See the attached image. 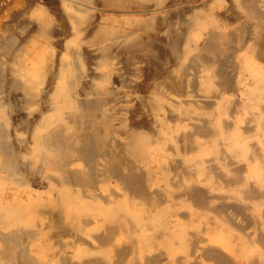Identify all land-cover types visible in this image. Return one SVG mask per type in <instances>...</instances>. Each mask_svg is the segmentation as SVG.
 <instances>
[{
	"label": "bare ground",
	"instance_id": "6f19581e",
	"mask_svg": "<svg viewBox=\"0 0 264 264\" xmlns=\"http://www.w3.org/2000/svg\"><path fill=\"white\" fill-rule=\"evenodd\" d=\"M129 1L61 0L64 12L59 16L64 14L65 21L56 33L57 19L52 22L38 12L0 21V171L8 177L0 178V264H163L164 253L172 255V264H264V66L256 61L264 57V0H236L244 25L235 29L228 21L220 22V15L215 19V10L203 14L195 9L189 10L191 16L185 11L190 18L179 24L185 31L167 26L161 34L149 32L153 17H123L146 12L133 10ZM93 4L101 7V15H90L99 18L90 23L86 14ZM122 24L134 27L124 30ZM244 33L249 37L234 55L232 43H240ZM200 35L203 43L193 49L187 41ZM158 37L176 62L177 74L163 71L149 78L157 82L132 85L135 80L121 70H129L130 77L140 73L156 57L154 48L162 44L153 45ZM189 68L202 72L192 81L207 88L201 94L219 89L203 107L200 98H185L190 97L184 92ZM227 68L240 73L243 98L235 105L246 117L251 115L249 120L221 92L232 89ZM157 83L177 99L163 101ZM119 85L130 87L133 96L127 91L131 98L126 100ZM122 98L136 101L138 109L118 107ZM164 102L172 126L157 112ZM35 106L39 108L30 117ZM143 109L152 114L147 120ZM126 113L138 122L128 123ZM213 114L218 118L212 122ZM157 174L166 188L161 197L152 190ZM110 179L120 192L108 188ZM8 183L14 186L12 193L7 192ZM25 183L31 189L19 193ZM203 183L223 193L220 200L230 199L229 204L215 203L217 197L199 188ZM165 197L211 213L216 225L230 230L239 225L235 221L233 226L230 210L245 217L253 213L248 222L253 235L243 232L246 222L236 229L235 238L213 231L217 235L211 240L237 255L238 262L208 243L204 219L192 221L195 213L188 208L186 214H172ZM51 238L56 246L46 242ZM86 238L96 242L93 251L85 248L91 244ZM70 248L75 249V263Z\"/></svg>",
	"mask_w": 264,
	"mask_h": 264
},
{
	"label": "rangeland",
	"instance_id": "374dc122",
	"mask_svg": "<svg viewBox=\"0 0 264 264\" xmlns=\"http://www.w3.org/2000/svg\"><path fill=\"white\" fill-rule=\"evenodd\" d=\"M131 1L132 0H130L129 1V3H128V5L130 6V7H132V9L133 10H140L139 8H141V9H145L146 10V12H144L143 14H139V16H138V14H128V15H124L123 17H130V18H132V16H133V18H135V17H141V18H143L144 16L145 17H149L150 16V18H152V19H150L151 21V23L150 22H148L147 20H149V18H147V19H145V21L146 22H148V24H149V26H150V33L151 34H154V33H156V31H157V33H159L160 32V34L162 33V31L164 30H167V29H170L169 27H175V29L176 30H180V31H182L184 28H183V26H182V24L181 25H179L183 20H186L187 18H190V16L192 15V13L189 11V10H195L196 9V11H199V10H201L200 12H202L203 14H205V13H208V12H205V11H211L210 13L212 14V9L213 10H215L213 13V17H215V19H217V17L219 16V18L218 19H220L221 21L220 22H227L228 21V23L230 24L229 26H230V28L232 27V29H235L236 27H241V26H243L244 25V21H243V19L244 18H242L240 15H239V13L241 12L240 11V8H239V6H238V4H237V2H236V0H214V1H210V0H204V1H202V0H162L161 1V3L157 0V3H156V0H155V2H154V0L153 1H151L150 0V2H149V0H135V2L134 1H132V4H131ZM137 1V2H136ZM144 1H145V3H144ZM148 1V2H147ZM187 1H188V3H187ZM58 2L59 3H57V0H0V21H2L3 23L5 22L6 23V21L9 23L10 22V20L13 22V17L15 18L17 15H18V13H22V12H25V13H27V12H29V13H27V14H30V12L32 13V14H36L35 12H38V13H41V14H43L44 16H46V15H48L49 16V18H48V16H46V18H48V19H50L51 20V18L53 19V20H51L52 22L54 21V20H56L55 22L57 23L56 25L57 26H55L54 28H55V33H56V31H58L59 30V28H61V26L63 25V24H61L62 22L64 23V19H65V17L63 16L64 14H62V16H59V15H61V13L62 12H64V10L62 11V9H61V7H62V5H60V4H62L61 3V0H58ZM159 2V3H158ZM164 2V3H163ZM180 2H182V3H180ZM183 2H185V3H183ZM205 2H207V3H205ZM148 3V4H147ZM149 3L150 4H152V5H149ZM163 3V4H162ZM178 5V6H180V7H178L176 4ZM179 3V4H178ZM202 3V4H201ZM236 3V4H235ZM98 4V3H97ZM133 4H137V6L136 7H134L133 8V6H135V5H133ZM138 4H139V6H138ZM143 4H146V5H143ZM159 4H162V5H159ZM59 5V6H58ZM94 5V9L93 10H89V12L87 13V10H85V12L87 13L86 14V19L88 20V18H89V20H92V21H87V22H92V23H95L94 22V20L95 21H97V20H99V18L98 17H95V16H100L101 15V12H100V9L99 8H101V7H97V5L96 4H93ZM155 5H157V6H155ZM192 5V6H191ZM203 5H207L206 7L205 6H203ZM143 8H142V7ZM152 8H151V7ZM171 6V7H170ZM173 6V7H172ZM176 6V7H175ZM195 6V7H194ZM210 6V7H209ZM147 7H150V8H147ZM167 7V8H166ZM169 7H170V9H169ZM187 9H186V8ZM189 7V8H188ZM201 7L203 8L204 7V9H201ZM155 8H157L156 10H154ZM161 8V9H160ZM164 9V11H163V9ZM184 8H185V10H184ZM194 8V9H193ZM262 8V10H264V7H261ZM208 9V10H207ZM210 9V10H209ZM60 10V11H59ZM149 10V11H148ZM152 10V11H151ZM175 10V11H174ZM182 10H184L183 12H182ZM238 10H239V12H238ZM33 11V12H32ZM188 13V15H190V16H188L187 15V13ZM17 12V13H16ZM61 12V13H60ZM91 12V13H90ZM92 12H93V14H92ZM238 12V13H237ZM12 13V14H11ZM46 13V14H45ZM173 13V14H172ZM17 14V15H16ZM96 14V15H95ZM156 15L155 17L154 16H151V15ZM163 14V15H162ZM165 14H166V16H165ZM184 14V15H183ZM216 14V16H214ZM234 14V15H233ZM88 15L90 16V15H95V16H93L94 17V19L93 18H91V16L90 17H88ZM162 15V16H161ZM236 15H239L238 17L236 16ZM119 16V15H118ZM135 16V17H134ZM165 16V17H164ZM170 16V17H169ZM172 16V17H171ZM178 16H180V17H178ZM183 18H182V17ZM185 16V17H184ZM234 16H235V18L237 19V20H235V18H234ZM9 17V18H8ZM33 17V16H32ZM61 17V18H60ZM62 17H63V19H62ZM119 17H121V16H119ZM161 19H160V18ZM176 17V19H174ZM228 17V18H227ZM55 18V19H54ZM98 18V19H97ZM158 18V19H157ZM167 18V19H166ZM221 18H223V19H221ZM238 18H239V21H238ZM33 18H31V20H32ZM166 19V20H165ZM174 19V20H173ZM30 20V21H31ZM63 20V21H62ZM152 20H153V22H152ZM159 20V21H158ZM182 20V21H181ZM158 21V22H157ZM163 21V22H162ZM168 21V24L166 23ZM175 21H177V22H175ZM218 22H219V20H217ZM240 21H241V24H240ZM162 23V24H161ZM170 23V24H169ZM173 23V24H172ZM176 23V24H175ZM52 24H55V23H52ZM240 24V25H239ZM131 24H127V26H130ZM159 25V26H158ZM166 25V26H165ZM176 25V26H175ZM178 25V26H177ZM52 26H54V25H52ZM126 26V24H125V26L122 24V25H119V28H122V29H124V30H129V28H132L133 29V27H134V25L132 26V27H127ZM163 26L165 27L164 29H163ZM167 26H169V27H167ZM57 27H59V28H57ZM157 29H156V28ZM172 27H171V29H172ZM179 27H181V28H179ZM156 29V30H155ZM159 29H160V31H159ZM182 29V30H181ZM154 30H155V32H154ZM183 31H185V29L183 30ZM22 31L20 30L19 31V33H21ZM18 33V34H19ZM22 33H24V32H22ZM25 34V33H24ZM188 34V33H187ZM202 34H203V32H202ZM247 36L249 37V34L248 33H244V35H243V37L244 38H242L241 39V42L239 43V41L238 40H236L234 43H232V45L236 48V50L233 48V46H231L233 49H232V51L233 50H235V51H233V53L234 52H238V49H240L239 47H238V45L239 46H241L240 44H242L243 42H244V40H245V37L247 38ZM161 39V40H160ZM200 39V40H199ZM203 39H204V36L203 35H200V37H198V38H196V40L195 39H192L191 41L189 40V41H187L188 42V44L194 49L196 46L195 45H201L202 43H203ZM244 39V40H243ZM186 40H188V39H186ZM202 40V41H201ZM197 41V42H196ZM243 41V42H242ZM193 42V43H192ZM156 43V44H155ZM153 45L154 46H156V45H158V44H160V43H162V44H160V45H158V46H156L155 48H154V46H153V48H154V52H155V54H156V57H153L152 59H150V62H149V64L148 65H145V64H143V65H145V66H143L142 65V67H141V70H142V72H141V70H140V73H136V74H134V75H131V77H130V74H129V70L127 71V70H124V71H122L121 70V73L123 74V76H125L126 78H128V79H131V81H134L135 80V82L132 84V85H134L136 82L137 83H140V84H150V83H153V81L154 82H157V81H155L153 78V76H155L156 77V75H164V73L165 74H173V75H176L177 73V68L175 67L176 66V62L175 61H173L172 60V58H170V55L168 54V53H166V51L164 52V50H165V47H164V44H165V41H164V39L163 38H159L158 37V40H156V42H155ZM196 43V44H195ZM194 45V46H193ZM159 48V49H158ZM164 49V50H163ZM159 52V53H158ZM164 52V53H163ZM194 52H196V51H194ZM162 53V54H161ZM159 55V56H158ZM234 55H235V53H234ZM155 56V55H154ZM158 57V58H157ZM160 57V58H159ZM166 57L168 58L167 60L169 61V63H168V61L166 60ZM157 59H159L158 61H156ZM162 59V60H161ZM170 59V60H169ZM262 59V60H261ZM161 60V61H160ZM260 60V61H259ZM154 63H153V62ZM160 61V62H159ZM165 61H167V62H165ZM254 61H255V59H254ZM256 61H258V62H260L263 66H264V57H259V59H256ZM159 62V63H158ZM172 62V63H171ZM263 62V63H262ZM153 64V65H152ZM155 64V65H154ZM158 64V65H157ZM162 65H166V66H162ZM157 66H158V69H157ZM172 66H174V69L172 70L171 69V67ZM145 67V68H144ZM163 68V70H162V68ZM165 68H166V70H165ZM169 68V71H167V69ZM173 68V67H172ZM195 68V67H194ZM194 68H193V70H190L191 68H189L188 69V71H187V73H188V75H190V76H186V80H187V82H186V87L184 88L185 89V91L184 92H186V94L185 95H190V97L188 96V97H185V98H187V99H198L199 100V98H200V100L199 101H201V102H198V100H197V102H198V104L200 105V103H201V105L200 106H202L203 104H204V101H208V99H211V98H209L210 96V94H212L213 93V95H216V90L217 89H213L212 91H215V92H212L211 90H210V93H209V95L207 96L205 93H206V91L207 90H205V89H207L206 87H204V86H201L200 84H197L196 83V85H195V83H192V81L194 80L195 81V76L196 75H198V76H200V74L202 75V72L200 73V72H195V70H196V68H198V67H196L195 68V70H194ZM149 69V70H148ZM170 69H171V71H170ZM228 69V74H229V72H232V74H230L229 76H230V78L232 79V89L231 90H229L230 91V93L229 92H226L225 90H221V92H222V94L224 95V97L225 96H227L226 98L228 99V101H229V106H231L232 105V102H234L233 103V108H235V112L237 111V108H238V111L236 112V113H238V115H244L243 117L244 118H248V120L251 118V115H249L250 116V118L249 117H246L247 115H245V114H243V112L241 113V111H242V108H239V107H236L237 105H235L236 103H237V100H238V102H240V100L243 98V97H240V96H242L241 95V93L239 92V89H241V86L238 84V82H239V79H240V73L237 71V70H234L233 68H227ZM229 69H231V70H229ZM146 70V71H145ZM159 72H158V71ZM175 70V71H174ZM198 70H200V68H198ZM198 70H196V71H198ZM152 71V72H151ZM156 71V72H155ZM163 71H165L163 74L161 73V72H163ZM166 71L168 72V73H166ZM172 71H174V72H172ZM127 72V73H126ZM144 72H146V73H144ZM158 72V73H157ZM198 73H200V74H198ZM127 74H129V75H127ZM196 74V75H195ZM148 75V76H147ZM194 75V76H193ZM231 75H232V77H231ZM239 77H237V76ZM135 76V77H134ZM146 76V77H145ZM191 76H193L192 78L193 79H191ZM151 77H153L152 78V80H150L151 79ZM197 77V76H196ZM201 77V76H200ZM200 77H197L196 78V80L197 79H199ZM142 78H144V79H142ZM150 78V79H149ZM236 78V80H234ZM238 78V79H237ZM111 81H113V75L111 76ZM142 82V83H141ZM192 84H191V83ZM237 82V83H236ZM188 83V84H187ZM160 83H157V87H158V85H159ZM194 84V85H193ZM237 85V86H234V85ZM43 85V84H42ZM41 85V86H42ZM193 85V86H192ZM125 86V85H124ZM124 86H121V85H119L118 87H117V89H118V91L121 93V95H123V97L124 98H126V100H128V97H129V91H130V94H131V91H132V89H130V87H126L125 89H124ZM190 86V87H189ZM196 86V87H195ZM42 87H44V85L42 86ZM164 86L161 84V90H160V88L158 89L157 88V90L159 91L160 90V92L159 93H161V94H159V95H163V97H162V100L164 101L165 100V102H167V103H170L171 101H174V99L176 100L177 99V97L175 96L176 94L175 93H173V91H170V90H168L169 91V93L170 94H168V95H166V96H168V98L167 97H164V95L165 94H167V89L166 88H163ZM195 87V88H194ZM234 87V88H233ZM236 87V88H235ZM128 88V89H127ZM191 88H194V90L193 89H191ZM124 89V90H123ZM130 89V90H129ZM163 89H166V90H163ZM191 89V91H189ZM196 89V90H195ZM234 89V90H233ZM187 90V91H186ZM205 90V91H204ZM219 90V89H218ZM217 90V91H218ZM122 91V92H121ZM128 91V92H127ZM157 91V92H158ZM163 93H162V92ZM189 91V92H188ZM197 93V94H195V92ZM205 92V93H202V94H205V96H207L206 98H201V96H202V94H201V92ZM128 94H127V93ZM166 92V93H165ZM188 92V93H187ZM192 92H194L193 94H192ZM209 92V91H208ZM234 92V93H233ZM238 92V93H237ZM126 93V94H125ZM218 93V92H217ZM226 93V94H225ZM174 94V95H173ZM208 94V93H207ZM232 94L235 96H232ZM192 95V96H191ZM130 96H133V93L130 95ZM197 96V98H195ZM203 97H204V95H203ZM212 97V96H211ZM129 98H131V97H129ZM171 98V99H170ZM192 99V100H193ZM203 99V100H202ZM212 99L214 100V98L212 97ZM212 99L210 100V101H212ZM234 99H236L235 101H234ZM126 100H124L123 98L120 100L121 102L117 105L118 107L119 106H121L120 108H126V110L128 109V111L130 112V110L132 111V110H134V109H138L137 108V104H136V101L134 102H132V100H130V102H127ZM210 101H208V102H210ZM230 101H231V103H230ZM163 103L162 105H161V107H160V109L157 111L158 113H159V116L160 117H163V118H166L167 119V122H170L169 123V125L170 126H172V125H174V122L173 123H171V121L169 120L170 119V116L167 114V103ZM202 102H203V104H202ZM207 102V103H208ZM122 103V104H121ZM123 103H124V105H123ZM128 103H130V104H128ZM127 104V105H126ZM133 104V105H132ZM134 104H135V107H134ZM165 104H167L166 106H165ZM231 104V105H230ZM205 105H206V102H205ZM205 105H203V106H205ZM37 106H39L40 107V105H37ZM37 106H35V111H32V114H31V116L30 117H32L34 114H35V112L38 110V108L39 107H37ZM163 106V107H162ZM169 106V105H168ZM202 106V107H203ZM231 106V107H232ZM231 107H230V109H231ZM166 109V111H165V109ZM205 108V107H204ZM228 108V107H227ZM230 109H228V110H230ZM146 110V111H145ZM231 110H234V109H231ZM142 111V110H141ZM145 113H144V112ZM143 119H145V120H147L148 118H150L149 116H152V114H150V113H148V111H147V109H143ZM34 113V114H33ZM162 113H165V114H162ZM240 113V114H239ZM147 114V115H146ZM149 114V115H148ZM128 115V116H127ZM129 115H131L130 113L128 114V113H126V117H127V119H128V123H132V122H138L137 121V118H135V117H133L132 118V115L131 116H129ZM164 115V116H163ZM165 115H166V117H165ZM167 115H168V117H167ZM217 114H213V115H211V117H210V119L212 120V122H213V119L216 117V118H218V115L216 116ZM236 115V114H235ZM237 115V116H238ZM129 117V118H128ZM233 117H236V116H233ZM15 118V117H14ZM216 118L214 119V121L216 120ZM131 119H133V120H131ZM140 120V119H139ZM169 120V121H168ZM247 120V119H246ZM141 121V120H140ZM0 122H3V120L1 119V117H0ZM192 122V121H191ZM172 124V125H171ZM241 125V124H240ZM243 126V125H242ZM24 135V134H23ZM26 135V134H25ZM22 136V135H21ZM23 137V136H22ZM26 137H27V135H26ZM26 137H24V138H26ZM172 166V165H171ZM1 172V171H0ZM158 175V174H157ZM155 176L156 177V179H154V182L157 180V183H154V184H156L155 186H157V188L155 187V186H153L154 188L152 189V190H154V191H157V193H159L160 194V197H161V193L163 192L162 190L164 189V191H166L165 189L166 188H164V184L161 182V181H158V180H160V175H158V176ZM6 176V177H5ZM4 177V179H6V178H8L7 177V174H5V173H3V172H1L0 173V178H3ZM154 177V178H155ZM15 179H16V177H15ZM110 182V183H109ZM108 183H107V186H108V184H110L111 185V187H110V185L108 186V188L110 189V188H113V187H115L114 189H116V190H114V191H119L120 192V189H119V187H118V189L116 188L117 187V184H115L116 182L113 180V179H110V181H109ZM158 182H159V184H158ZM25 185H26V183L23 185L24 186V188H23V186L19 189L20 191H18L19 193L21 192L22 194H24V192H27V190H30L31 188H29V186L27 187V188H25ZM8 187H7V192H9V193H12L10 190L11 189H14V186L12 185L11 186V184L10 183H8V185H7ZM10 186V187H9ZM199 186V188H201L202 190H204L205 192H206V195L208 196V197H211V198H215V197H217V198H215L214 200V202L215 203H217V202H219L218 204L219 205H221V204H229L228 202H230V199H225V200H220L221 198H223V197H221L220 195H222L223 196V193H220V192H218V191H216V190H214V189H212L213 188V186H210V185H207V184H199L198 185ZM201 186H205V187H201ZM161 187V188H160ZM211 187V188H210ZM161 189L160 191H159V189ZM208 189H209V191H208ZM112 190V189H111ZM13 192H14V190H12ZM162 191V192H161ZM217 193V195H219V196H217L216 195V193ZM209 193V194H208ZM213 195V196H212ZM219 197V198H218ZM165 200H167L166 201V203H165V206H167L168 204L167 203H169V205H168V207H176V209L177 208H180L179 210H178V212H179V214L178 213H176L175 212V210L176 209H172L171 208V212H172V210H173V212H172V214H177V215H183V214H186L188 211H187V208L188 207H185L184 206V204H183V202H179V201H177L176 200V202L173 200V201H171L170 199H168L167 197H165L164 198ZM219 199V200H218ZM217 201V202H216ZM220 201H222V202H220ZM179 202V203H178ZM178 203V204H177ZM221 203V204H220ZM179 205V206H177V205ZM217 204V205H218ZM191 205V204H190ZM190 208H192V205L191 206H189ZM190 208H188V209H190ZM185 212H184V211ZM191 211H192V214L193 213H195V217H193V219H192V221H195V222H199V220H200V218L201 219H204V220H202V221H204L205 222V230H204V233H203V235H205L204 237H205V239H207V241H208V243L210 244V245H213L214 247H218V248H220L221 250H222V252L224 253L225 252V254H227V257L229 258L230 257V260H232V263L234 262H238V256L237 255H235V254H233V253H231L229 250H226L225 248H223L220 244H218L217 242H215V241H213V240H211L212 239V235H214V234H216L217 235V233H218V230H219V233L218 234H221V233H225V231H226V234H228L229 233V235H231V236H235L236 234H237V231H236V229L237 228H240V227H243V226H245V224L248 226V228H247V226H245L243 229H245V230H243V232H245L246 234H248V233H250V235H253L256 231H255V229L253 228V226H251L249 223H250V220L251 219H249V218H251V217H253V213H246V217H245V215H239V214H236L234 211H229L228 213V215H232L231 216V219H232V223L234 224L235 223V221H236V223H238L239 222V225L242 223V224H244L245 222V224L244 225H233V226H236V227H234V228H236L235 230H230V229H226L224 226H219V225H216L214 222H213V220H214V218L212 219V214L211 213H207V212H205V211H202L201 209H197V208H193V209H190ZM194 210V211H193ZM195 210H196V212H195ZM187 211V212H186ZM170 212V213H171ZM175 212V213H174ZM234 212V213H233ZM151 213H154V212H151ZM181 213V214H180ZM209 214H211V215H209ZM250 214V215H249ZM204 215V217H202ZM207 215H209L208 217H206ZM247 215H249V216H247ZM252 215V216H251ZM236 216V217H235ZM236 219H235V218ZM245 217V218H244ZM206 218V219H205ZM240 218V219H239ZM248 218V219H247ZM212 220V221H211ZM243 220V221H242ZM201 221V220H200ZM201 221V222H202ZM238 221V222H237ZM203 222V223H204ZM213 222V223H212ZM249 222V223H248ZM207 224H208V226L210 227V225L213 227V229H212V227L211 228H208L207 227ZM251 227V228H250ZM206 228H208V229H210V230H207ZM218 228H220V229H218ZM233 228V229H234ZM254 229V230H253ZM229 230V231H228ZM216 231L217 233H214V232ZM222 231V232H221ZM231 231H234V232H231ZM251 231V232H250ZM249 235V234H248ZM121 236V235H120ZM206 237H208V238H206ZM209 237H210V239H209ZM233 237H231L230 238V240H232L233 241ZM121 238V237H120ZM235 238V237H234ZM87 239V243H91V244H89V246L86 244V245H84L85 246V248L86 247H90L91 248V250L93 251V248H96V246H97V244H95L96 242L95 241H93V240H91V239H89V238H86ZM118 240H122V238L121 239H118ZM56 241V238H51V239H48L46 242L47 243H49L50 242V244L51 243H53V245H54V243L57 245V243L55 242ZM121 242V241H120ZM96 245H94V244ZM93 244V245H92ZM255 244V245H254ZM56 245H54V246H56ZM216 245V246H215ZM253 245L257 248H259V244L258 243H256V241L254 240V243H253ZM83 245L81 246V248H83L84 247ZM1 248V247H0ZM55 249H56V247H54ZM190 248H192V246L190 247ZM72 249H74V248H70L69 249V252H70V250H72ZM87 249V248H86ZM75 250V249H74ZM74 250H72V253H70V258H71V261H72V263L74 262H76L75 260H73L72 258H73V256H72V254H74ZM88 250H90V249H88ZM155 251V249L154 250H151V252L150 253H153ZM192 252H195L194 251V249H193V251ZM231 253V254H230ZM31 254V257H33V258H35L36 259V256H35V254H34V252L33 253H30ZM165 255H164V257H163V261H162V263L164 264L165 262H167V264H172V260L171 259H173L172 258V255H170L169 253H164ZM167 254V255H166ZM194 254H196V253H194ZM231 255V256H230ZM140 256V255H139ZM178 256H182V255H178ZM234 256H236V257H234ZM165 258V259H164ZM189 259H193L192 258V256L191 257H188ZM171 260V261H170ZM170 261V262H169ZM139 263H141V261H138ZM169 262V263H168ZM112 262H110L109 264H111ZM166 264V263H165Z\"/></svg>",
	"mask_w": 264,
	"mask_h": 264
}]
</instances>
